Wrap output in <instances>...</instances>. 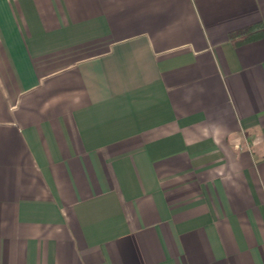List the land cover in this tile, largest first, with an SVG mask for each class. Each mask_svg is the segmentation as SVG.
I'll return each instance as SVG.
<instances>
[{
    "label": "crops",
    "instance_id": "1",
    "mask_svg": "<svg viewBox=\"0 0 264 264\" xmlns=\"http://www.w3.org/2000/svg\"><path fill=\"white\" fill-rule=\"evenodd\" d=\"M0 264H264V0H0Z\"/></svg>",
    "mask_w": 264,
    "mask_h": 264
}]
</instances>
